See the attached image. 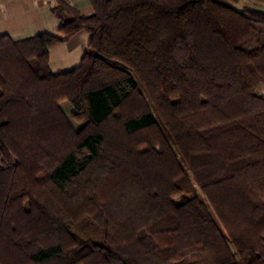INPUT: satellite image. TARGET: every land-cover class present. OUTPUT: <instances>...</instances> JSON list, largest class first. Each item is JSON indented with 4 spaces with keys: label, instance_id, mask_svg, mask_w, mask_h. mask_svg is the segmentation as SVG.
Here are the masks:
<instances>
[{
    "label": "trees",
    "instance_id": "16d2710c",
    "mask_svg": "<svg viewBox=\"0 0 264 264\" xmlns=\"http://www.w3.org/2000/svg\"><path fill=\"white\" fill-rule=\"evenodd\" d=\"M88 2L0 33V264H264V11Z\"/></svg>",
    "mask_w": 264,
    "mask_h": 264
},
{
    "label": "crops",
    "instance_id": "0c3cea01",
    "mask_svg": "<svg viewBox=\"0 0 264 264\" xmlns=\"http://www.w3.org/2000/svg\"><path fill=\"white\" fill-rule=\"evenodd\" d=\"M50 1L0 0V33L6 32L12 38L19 39L40 31H53L58 21L48 9ZM67 1L76 5L82 13H89L91 10L88 0ZM238 7L264 11V0H239ZM87 37V32L78 30L58 43L57 45H61L64 51L56 58L48 59L49 67L53 64L56 66L55 69L50 67L52 71L63 70L74 65L83 52Z\"/></svg>",
    "mask_w": 264,
    "mask_h": 264
},
{
    "label": "rangeland",
    "instance_id": "374dc122",
    "mask_svg": "<svg viewBox=\"0 0 264 264\" xmlns=\"http://www.w3.org/2000/svg\"><path fill=\"white\" fill-rule=\"evenodd\" d=\"M63 51H64V49H62L61 45H59V46L57 45V46L53 47L52 49H49V54H48L49 57H48V59L51 60L53 58H56L58 55H60L61 53H63ZM50 67H52V69H55L56 68V66H54V64L53 65H50ZM60 105L63 107V109L65 110V112L67 114H69L72 111V107H71V105H70V103L68 101L62 100L60 102Z\"/></svg>",
    "mask_w": 264,
    "mask_h": 264
}]
</instances>
